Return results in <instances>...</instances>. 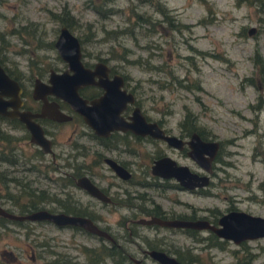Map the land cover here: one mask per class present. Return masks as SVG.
Masks as SVG:
<instances>
[{
	"label": "rangeland",
	"instance_id": "374dc122",
	"mask_svg": "<svg viewBox=\"0 0 264 264\" xmlns=\"http://www.w3.org/2000/svg\"><path fill=\"white\" fill-rule=\"evenodd\" d=\"M131 1V2H130ZM171 13L181 20L190 23L185 31L176 32L175 37L166 36L159 31H138L136 35L123 34L118 38L110 35L104 37L102 25L107 28L123 27L131 22L134 16L129 4L135 5L139 10L160 17L153 3L148 0H112L115 10L106 17L85 4L84 0H0V56L5 63L17 74L23 82L25 90L29 92L33 70L37 63L43 65H56L59 57L55 47L45 45L44 41L54 39L61 24L52 12H59L63 7L68 8L78 22L84 26L85 21H91L95 32L86 39L82 51L92 59L108 55L110 46L120 50L117 41L130 48V55H140L141 58H151L153 62L162 64L156 69L148 70L140 65L128 63L122 59H107L122 73L127 74V86H134L136 96L145 112L153 117L164 116L166 125L173 132H178L187 110L190 115L197 116V122L202 128L212 133L215 138L222 140L220 157L216 172L211 175L209 193L178 190L168 188L164 193H158L150 185L138 187L145 198L138 197L140 205L151 206L152 199L164 206H172L175 210L186 213L195 207L199 213L206 212L207 207L223 209L228 204H235L240 208L255 213L264 214V71L255 65L254 53L258 50L264 59V10L249 2V0H163ZM204 16V17H203ZM203 17L201 20L200 18ZM131 19V20H130ZM200 20V21H199ZM164 27H167L164 23ZM84 28V27H83ZM17 31H20L18 33ZM75 33H87L77 27ZM41 43L42 46L37 45ZM179 53V54H177ZM186 53V58L182 56ZM60 58V57H59ZM61 60V58H60ZM32 67V66H31ZM186 75V88L178 86L175 81L168 82L169 73ZM248 77L253 82H248ZM166 79L164 82L163 80ZM29 96L30 93H27ZM199 125V126H200ZM50 127L57 130L54 150L59 151L60 146L66 150H74L70 142L78 136L79 142L86 146L84 152L77 154L76 159H96L99 157L95 150L128 160H137L144 166L149 162L155 148H164L174 157L185 160L182 154L172 149L164 141L145 140L141 144L130 142L132 152L123 149L105 148L88 137L87 126L80 122L60 121ZM0 129L22 135L23 129L10 126L1 121ZM84 131V135L78 133ZM17 151L21 154L16 163L0 161V201L4 206H14L8 198V190L4 189L2 182L4 174L22 177L25 185L35 186V190H45L49 195L63 196L65 193L59 186V173L52 169L47 162L50 154L40 157L34 153L36 144L27 136L16 140ZM91 144V145H90ZM123 146L122 143H119ZM79 149L83 147L75 144ZM126 147V145H125ZM67 152L64 154L66 155ZM75 157V156H74ZM68 155V159L74 158ZM63 156L56 154L57 161H63ZM73 159L72 161H74ZM100 160V159H99ZM34 166L27 168L28 163ZM186 163L193 165V160L186 155ZM141 166L135 167L140 169ZM94 177L100 183L108 185L109 180L122 182L113 174L112 169L105 161L97 163L94 167ZM28 180V181H27ZM128 184V182H122ZM8 188L16 192L17 186L12 181ZM121 190V185H112ZM67 189L82 202L90 200L95 209L93 215L100 224L110 223L112 230L119 236L118 240L126 244L133 255L142 256L136 242L152 244L153 228L145 224L134 223V231L129 234L127 228L116 227V223L130 213L126 206L105 204L101 200L91 197L78 185H69ZM11 192V193H12ZM56 192V193H53ZM8 198V199H6ZM126 201L134 199L125 197ZM185 201L186 204L183 202ZM46 206H56V202L44 201ZM186 207V209H185ZM14 208H17L15 205ZM126 213V214H125ZM143 215L137 212L134 217ZM42 222L31 223L30 234L37 238L44 236L40 231L44 227ZM48 224V223H47ZM166 230V229H165ZM58 234L61 248L77 254L81 261L83 255L78 249L79 243L99 244L102 240L97 235L89 234L83 230L64 227L52 228ZM167 233L171 231H165ZM206 234L207 230H201ZM174 235L182 237L181 234ZM146 237V238H145ZM145 238V239H144ZM251 250L247 256H235L232 249H238L239 255L243 252L242 241L239 243L229 240L225 248L202 247L201 242L192 239L186 234V245L191 244L193 251L201 256L200 264H264V235L243 240ZM34 245L28 238H23L21 231L0 228V264H42L41 260L30 259L31 249ZM30 254V255H29ZM241 258V259H240ZM145 264H161L148 254L142 260ZM84 262V261H83ZM141 262V261H140ZM102 264H112L107 259ZM126 264H139L130 260Z\"/></svg>",
	"mask_w": 264,
	"mask_h": 264
},
{
	"label": "flooded vegetation",
	"instance_id": "af4514ba",
	"mask_svg": "<svg viewBox=\"0 0 264 264\" xmlns=\"http://www.w3.org/2000/svg\"><path fill=\"white\" fill-rule=\"evenodd\" d=\"M59 57L61 58V60ZM59 57H56L59 60L58 64L49 65V66L43 65V66H41L43 70L40 73H37V75L33 76V80L31 81V87L29 90V93H30L29 96L27 95V93L23 94V90H25V87H24L23 82L18 78L19 83L22 86V101L18 105L19 108L29 109V110L34 111V112L41 109L43 101H44L43 98L34 97L32 94V89L34 86L35 79H36V77H39L43 81V83H44L43 85L50 83L48 77H49L51 69H54L56 71H61L66 66L65 60L60 55H59ZM81 59H82L84 65L92 68L93 78H94V80H96V81H90V82L83 83L78 87V92L83 97H86L85 101L87 103H89L90 100L93 99V97L98 96L104 90V87L102 86V84L101 83L99 84L97 82V80L99 81L100 79H103V78H108V79L113 78L117 73L122 74V72L117 70V68L112 66V64H109V62L104 60L103 58L97 57L96 59H92V58L88 57V55L85 54V52H83V51L81 53ZM98 60H102L106 64H96V61H98ZM122 76H123V74H122ZM124 85H125V81H124ZM128 89H130V88H128ZM45 98L47 101L55 100L58 107L64 111L70 113L71 117L67 118V119H56V118H52L48 115H39V114L33 115L32 117L42 125L45 134L47 136H49V138L51 140V147L53 149V153L50 151H44L37 144H36V146L42 151L43 156L46 153L50 154V162L53 166L52 169L58 170V173H59L58 175L60 178L59 181L62 182V180L66 176H70L73 180V183H69L66 185L59 183V186L61 187V189L64 191L65 194L63 196H58L57 194H54V197H53L54 199L53 198L48 199V201L56 202L57 203L56 206H46L44 204V206H40V207H45L51 211H60V210H63V208L60 204L61 201L67 200L68 202L74 203L78 207V209H77L78 212H71L70 211V213L84 214V215H88V216L91 215L90 217L96 223H98L99 226H101L102 228L109 231L115 240L112 241L111 239H109L105 235H97L93 232L88 231L87 229H85L84 227H82L80 225L58 224V223H55L54 221L47 219V218L34 219V220H31L28 218H20L19 219V218H12V217H8V216L0 214V228L11 229L14 232L21 231L23 234V238H28L32 241V243L34 245H29V247L31 249V255L29 254L30 259H33V260L39 259V260H41L42 264H86L88 261V256H87L85 247L86 246H94L95 244H85V243L80 244L81 242L79 243V245L77 247L83 255V259L81 261H79L76 258L77 257L76 253H72L68 249L64 250L61 248V244H60L59 239H58V234H56L55 232H52V228H56L58 230V229H62L64 227H69V228H72L73 234H75L76 230H83V231H85L89 234H92V235L94 234L97 236L105 237L104 239H107V241L106 242L104 241V244H106L108 246V245H110V242H114L134 262H140L141 260H143L144 256H146V254H147L146 249L151 248V247L164 250L166 253L176 256L178 259H180L179 257H181L180 260L186 261V251L187 252L193 251V249H192L193 246L191 244L186 245V228H193V229H196L198 231H201V230H207L208 231L207 228H198V227L186 226V225H168V224H161V223H157V222L142 223V222L137 221L138 216L134 217V215H136L137 212H143V215H146V216L155 214V215H159L162 217H170V218L171 217L195 218V217L203 216V217H207L210 221L217 222V218L222 212H224L230 208L238 207L237 205H235L233 203L228 204L223 209L217 208L219 212L217 213L216 216H213V215L209 214V207L206 208L207 209V210H205L206 212L199 213L197 211L194 212V210H193L191 212L189 211L186 213V210L178 211V210H175L172 206H164L160 202L152 199L149 195L147 196V194H146V196L148 199H150L152 201V204H151V206L146 205L147 209H146V211H143V210H141L140 203H138V200H136V198H137L136 194L139 193L140 191H142V190L138 189V187H141V186L147 187L148 185H150L158 193H164V191L168 188H171V189L173 188V189H178V190L188 189L190 191H195L198 193H202L205 189H210L209 183H211V175H213L216 172L218 160L221 161L219 159V156H220V151L222 148V141L220 138H215L213 135H211L209 131H207V132L200 131L203 129L191 130V131L187 130L186 131V124L184 123V126H182V124L180 123L178 126V132L177 133L174 132V133H176L177 135H179L180 137H182L184 139L181 147L172 146V145L168 144L164 139L152 136L149 133H145V134L136 133V132H133L131 129H125V130L112 129L108 134L103 135V134H99V133L95 132L93 130V128H91L85 122L83 115L78 110H76L69 103V101L66 98H62L61 96L55 95L51 92H46ZM135 105L140 106V108H141L142 112L144 113V116L147 120H156L158 122V124L161 125L166 132H173L166 125V120H165L164 116L163 117L162 116L153 117L150 114H148L147 112H145L143 110L138 98H135L134 101H127L125 107L121 109V114L125 118L129 119L128 116L131 114L132 109ZM0 116L2 118H4L2 120L4 122L6 121L7 118H17L18 120H20L22 122L24 128H25L26 133H27V138L29 139V134H30L29 130L25 127L24 122L21 119H19L17 115H8V114L0 113ZM67 120L68 121L71 120V121H74L76 123L80 122L81 124L87 126L86 133H87L88 137L92 138L97 144L99 143V145H101L105 148H109V149L110 148H116L119 152L123 149H127L129 152H132L133 148L130 146L131 141H135L136 143H134V144H141L145 140H148V141H156V140L157 141H164L167 144V146H169L172 149L177 150L178 156H179V154H182L183 157H185V160H180V159L175 157L178 163H185L186 164V155H188L191 158V160H193V165H191L189 163H187V164L190 166V168H192L198 172H203L204 169L196 160H194L188 154V149L190 148V146L186 142V139H189L191 134L194 131H196L202 139H206V140L217 139L218 145H217L216 151H215V153L211 159L210 181L208 184H205V185H195L191 188H188V187L184 186L183 183H181L174 176H163V175L152 173L150 165H151L153 157L162 155L164 153H168L167 150H165L162 147L158 148V146H157V148H155L156 150H155L154 155L151 154V158H150L149 162H147L144 166L139 165L137 160H131V159L128 160V159L112 156L109 154H103L99 150H95V152L98 153V155H99V157L96 159H89L88 161H86L84 159H76L77 158L76 156L78 153L84 152L86 150V146L84 145L83 142H79L80 140H78L79 137L77 135L74 136V138L70 142V146H73L74 150L64 151L66 149H65V147H62V144H61L59 151H56V150H54V145H55V138L57 135V130L50 127V125L56 124L57 122H60V121H67ZM84 133L85 132L81 130V132H79L78 134L83 136ZM113 133L122 135L124 137L125 141L121 140V142H120L118 137H113L114 135L110 136ZM119 143H122L123 146H120ZM75 144L81 145L83 147V149H79L77 146H75ZM125 145H126V147H125ZM66 152H67V154L64 155ZM56 154L58 156H63L64 157L63 161H57L56 160ZM68 155H73V157L74 156L75 157L72 159H68L67 158ZM105 156H110V157H113L114 159H116L118 162H120L122 165H124L130 171V174L128 176L124 177V176H121L118 173H116V171L105 161V159H104ZM73 159H75V160L72 161ZM102 160L105 161L106 164L112 169L113 174H115V176H118L119 179L122 180V182H124V181L128 182V184H122V182H118L116 180H109L108 185L107 184L106 185L100 184L94 177V173H93L94 168L93 167L97 163H100ZM137 166H141L140 169H135V167H137ZM82 174L88 175L105 193H107L110 196V198L108 200L97 198L96 196L90 194L85 188L78 185L76 183L77 178ZM65 180H67V179L65 178ZM144 182H150L151 184H144ZM74 184L83 188L89 195H91V197H95V198L101 200L105 204L106 203L107 204H113L116 206L123 205V206H126L130 209V213H127L128 215L127 216L125 215V218L121 219V221H118L116 223V227H119V228L122 227L124 229L127 228L129 234H131L132 231H134V228H135V227H133L134 223L145 224V225L153 228V232H152V236H151L153 241H152L151 245L147 244L144 246L143 244L136 242L140 252L142 253V256L138 257V256L133 255L134 251H131L126 244H124L118 240L119 236H117V234L112 230L113 228H112L110 223L100 224L98 218L93 216V213H95L93 211V209H95V207L93 206L92 201L86 200V201L82 202L77 196H74L72 194V192H70L67 189V187L69 185H74ZM113 184L117 185V186L120 184L121 190H118L119 188L113 187L112 186ZM53 193H56V192H53ZM125 197H131L134 199V201L133 200L132 201H126L124 199ZM55 198H57V199H55ZM262 199H264V196ZM183 202L186 204L185 201H183ZM152 207H154L153 210H152ZM149 208H151V210H149ZM185 209H186V207H185ZM9 210H12V211L17 212V213H24V212L29 211V210H21L18 207L13 208V209H9ZM66 212H68V211H66ZM41 221L45 222V223H43L44 226L48 225V227L46 229L44 227L42 230H40V231L44 232L43 233L44 236L39 237V238H37L35 235L32 236L30 234V232H31L30 230H32L31 229L32 226H30L31 223H38ZM165 229L168 232L169 231H171V232L167 233V232H165L166 231ZM173 232L176 234H181L182 237L174 235ZM151 258H153V257H151ZM153 259L155 261H157L155 258H153Z\"/></svg>",
	"mask_w": 264,
	"mask_h": 264
},
{
	"label": "water",
	"instance_id": "95a60500",
	"mask_svg": "<svg viewBox=\"0 0 264 264\" xmlns=\"http://www.w3.org/2000/svg\"><path fill=\"white\" fill-rule=\"evenodd\" d=\"M54 46L58 54L65 60L66 66L61 71L51 69L48 77L50 83L46 85H43V81L36 77L32 94L34 97L43 98L44 101L41 109L35 112L18 107L22 101V86L19 80L12 76L0 61V113L17 115L29 130V139L33 143L39 145L44 151L53 153L49 136L45 134L42 125L32 117L33 115H48L56 119L71 117L70 113L58 107L55 100H46V92H51L66 98L83 115L85 122L99 134L106 135L112 129H131L136 133H149L152 136L162 138L172 146H182L184 141L182 137L174 132H166L156 120H147L139 105L133 107L131 114L128 116L129 119L121 114V109L125 107L127 101H134L136 94L124 85V77L120 73H117L113 78L97 80L104 87L103 92L93 97L89 103L85 101L86 97L78 92V87L83 83L96 80L93 78L92 68L84 65L81 59L82 45L79 36L67 24L62 23L59 25L54 38ZM96 64L106 63L98 60ZM186 142L190 146L188 154L202 166L203 172L190 168L187 163H178L176 158L169 153L153 157L150 165L151 172L163 176H174L188 188L208 184L210 181L211 159L216 151L218 140L202 139L194 131L190 138L186 139ZM104 159L119 175L125 177L130 174V171L113 157L105 156ZM76 183L97 198L104 200L110 198L86 174L80 175ZM0 214L19 219L47 218L58 224L80 225L90 232L105 235L112 241L115 240L109 231L99 226L90 216L84 214L70 213L63 210L51 211L45 207L17 213L9 210L2 203H0ZM137 221L208 228L218 236L236 243L244 239L264 235V214L251 212L240 207L230 208L222 212L218 216L217 222L210 221L203 216L170 218L155 214L138 216ZM146 252L161 264H200L194 260H180L164 250L153 247L147 248Z\"/></svg>",
	"mask_w": 264,
	"mask_h": 264
},
{
	"label": "trees",
	"instance_id": "16d2710c",
	"mask_svg": "<svg viewBox=\"0 0 264 264\" xmlns=\"http://www.w3.org/2000/svg\"><path fill=\"white\" fill-rule=\"evenodd\" d=\"M85 4L89 7H92L97 13L98 16L104 18L110 13L114 12L115 6L112 2V0H84ZM146 1V0H145ZM151 3H153L155 9L157 12L160 13V17H153L151 13L139 10L138 8L133 6V4H129V9L131 10L134 18L131 20V22L128 20L127 25H123V27L127 28H121V27H113V28H107L102 25L101 29L103 30V35L106 37V35L113 36L115 38H118L120 35L123 34H132L136 35V31H140L142 29V34H145L144 31H159L161 33H164L166 36L170 37H175L176 32H183L187 28L190 27V23L186 22L184 20H181L179 17L173 15L170 11V9L167 7L166 3L163 0H148ZM131 2V1H130ZM250 3L259 6V9L264 10V0H249ZM52 15L55 18H58L62 23L67 24V26L73 31L74 29H77V27H80L84 29L87 33H83L80 35V33H76L79 36L80 42L82 44L85 43L86 39L91 37L93 33L96 31L93 25L91 24V21H85L84 20V26L78 22V18L74 16V14L66 7H63L62 10L59 12H52ZM204 17V16H203ZM201 17L200 20L203 18ZM199 20V21H200ZM164 23H166L167 27H164ZM135 26H138V29H135ZM84 27V28H83ZM136 30V31H135ZM20 33V31H17ZM91 33V35H90ZM2 37V36H0ZM45 45H50L51 47H54V39L44 41ZM38 47L42 46L41 43L37 45ZM117 46H119L120 50H115L113 46H110V50L107 56L101 57L104 60L108 61L107 59H122L128 63H133L140 65L148 70L156 69L157 67L162 66V64H158L157 62H153L151 58L144 57L141 58L140 55H130V48L125 45L124 43H121L119 40L117 41ZM179 54V53H177ZM59 55V54H58ZM182 56L186 58V53H182ZM254 63L256 66H258L261 71H264V59L261 56L260 52L258 50L255 51L254 53ZM0 61L6 68V70L16 77L18 79V76L16 73L12 71V69L5 63V60L0 56ZM42 62V61H40ZM40 62L37 64V68L33 70V65H30V70L31 73L34 71L36 73H40L43 69L41 67ZM47 65V64H46ZM44 65V66H46ZM32 66V67H31ZM113 66V65H112ZM116 68V67H115ZM169 73V72H168ZM125 81V85L127 86L128 80H127V74L122 73ZM171 74V78L168 79V82L175 81L178 86L186 88V75L182 74L181 76L178 75V73H169ZM166 79L163 80V82ZM248 82L251 83L253 82V79L251 77H248ZM131 90L135 92L134 86L130 85L127 86ZM29 93L27 90H23V94ZM136 94V92H135ZM137 98V96H136ZM0 116V122L3 120ZM6 123H8L10 126L15 127V128H21L23 129L22 135H14L13 132L7 131V130H2L0 129V161H6L8 163H16L18 162L21 157V153L17 151V144L16 140L27 136V133L25 131V128L20 120L17 118H7ZM182 126H184V123L186 124V131H191V130H200L203 132H207L204 128L201 127V125L197 122V116L190 115V110H187L186 113L184 114L183 118L180 120ZM200 125V126H199ZM212 135V133L210 132ZM114 135L113 137H118L120 142L125 141L124 137L119 134H111L110 136ZM222 141V140H221ZM34 153L36 156L38 155L39 158L43 156L42 151L36 146ZM154 155V154H153ZM220 157V156H219ZM27 162V161H26ZM28 163V162H27ZM27 168L31 169L34 166V163L30 162L28 163ZM47 164L53 168L50 160L47 162ZM5 177L2 178V182L5 185L4 189L8 190V198L11 200L10 202L14 204V206H5L8 209H13L15 205L21 209V210H32L35 208H38L40 206H44V201L48 199H52L54 195H49L48 192L47 194L45 193L44 189H41L39 191H36L34 188L35 186H26L24 181L22 180L21 176L14 175V176H8L7 174H4ZM65 178L67 180H65ZM62 182L59 181L61 184H69L73 183V180L70 176H66ZM12 181L14 186H17L19 190L16 192H12L9 190L8 183ZM28 181V180H27ZM144 184H151L150 182H144ZM12 192V193H11ZM143 192V191H142ZM210 189H205L202 193H209ZM136 197H141L145 198L142 194L141 191L136 194ZM6 198V199H8ZM131 198V197H128ZM147 198V196H146ZM54 199V198H53ZM57 199V198H55ZM133 199V198H131ZM148 199V198H147ZM150 200V199H149ZM1 202V201H0ZM62 208L64 211L68 212H78V207L76 204L68 202L67 200H63L60 202ZM141 210L146 211L147 206H142L140 205ZM154 207H152V210ZM151 210V208H149ZM196 211L195 207H192L190 212ZM218 209L215 207H209V214L216 216L218 213ZM91 216V215H90ZM94 216V215H93ZM92 216V217H93ZM95 217V216H94ZM208 229V228H207ZM186 234L190 235L192 239L197 240L201 242L202 247H218V248H225L227 246V243L229 242V239L223 238L215 234L212 230L208 229L206 234H201L200 231L193 229V228H186ZM101 239H104L105 237L103 236H98ZM146 238V237H145ZM144 238V239H145ZM106 242V241H105ZM241 242V241H240ZM151 245V244H149ZM242 248L243 252L241 255H239L238 249L233 248L232 252L233 255L235 256H247L251 254V250L247 247V245L244 244V241L242 240ZM87 256H88V261L86 264H102L104 263L107 259L111 260L112 264H126L127 262H130V258L127 256L126 253L122 251L120 247H118L114 242H110V245L104 244V240L101 241L99 244H95L94 246H86L85 247ZM181 259V257H179ZM201 256L198 252L196 251H191L187 252L186 251V260H194L197 262L201 261ZM241 259V258H240ZM139 264H145L142 260L139 262Z\"/></svg>",
	"mask_w": 264,
	"mask_h": 264
}]
</instances>
